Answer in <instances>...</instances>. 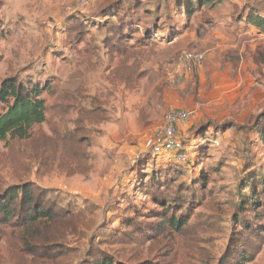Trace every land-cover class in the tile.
I'll return each mask as SVG.
<instances>
[{"label":"rangeland","instance_id":"374dc122","mask_svg":"<svg viewBox=\"0 0 264 264\" xmlns=\"http://www.w3.org/2000/svg\"><path fill=\"white\" fill-rule=\"evenodd\" d=\"M258 3L0 0V83L38 84L46 108L0 141V197L30 183L64 214L40 262L0 226V264H264V34L242 19ZM175 110L194 112L182 149L154 154Z\"/></svg>","mask_w":264,"mask_h":264},{"label":"trees","instance_id":"16d2710c","mask_svg":"<svg viewBox=\"0 0 264 264\" xmlns=\"http://www.w3.org/2000/svg\"><path fill=\"white\" fill-rule=\"evenodd\" d=\"M258 4L245 7L246 14L242 19L248 27L253 26L259 33L264 34V0H260ZM44 90L45 88H41L38 84L23 85L14 78L5 79L0 83V103L5 106V110L0 113V141L4 142L8 137L27 139L32 126L44 123L46 108L44 101L40 98ZM262 142H264V135ZM38 192V189L30 183L7 188L0 197V226L10 230L25 228L19 242H22L24 252L40 262L43 259H53L52 255L55 253L52 248L59 245V241L55 243L56 241L47 239L52 243L44 246L41 242L44 239L39 228L47 223L56 224L60 219L63 220L64 214L55 207L54 200L45 199V196ZM174 223L171 222L173 225ZM34 228H37L35 238H41L36 239L37 242H41L39 245H31L28 240L30 236L34 237L32 236ZM5 235L1 236L0 241L5 238ZM249 257L242 255L235 264H246L249 262ZM91 264H111V262L107 258L100 257Z\"/></svg>","mask_w":264,"mask_h":264},{"label":"built area","instance_id":"2783aa9c","mask_svg":"<svg viewBox=\"0 0 264 264\" xmlns=\"http://www.w3.org/2000/svg\"><path fill=\"white\" fill-rule=\"evenodd\" d=\"M191 56L184 55L183 61L189 63ZM196 63H201L202 55H195L191 58ZM194 116L193 111L175 110L169 112L164 117V124L154 134L151 144V150L154 154L176 152L182 149L177 135V129L180 124H183Z\"/></svg>","mask_w":264,"mask_h":264},{"label":"crops","instance_id":"0c3cea01","mask_svg":"<svg viewBox=\"0 0 264 264\" xmlns=\"http://www.w3.org/2000/svg\"><path fill=\"white\" fill-rule=\"evenodd\" d=\"M255 6H256V4H255Z\"/></svg>","mask_w":264,"mask_h":264}]
</instances>
